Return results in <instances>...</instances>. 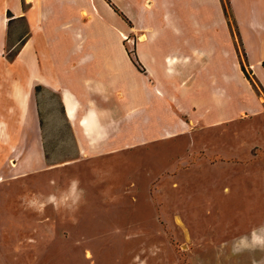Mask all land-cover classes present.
<instances>
[{
  "label": "rangeland",
  "instance_id": "374dc122",
  "mask_svg": "<svg viewBox=\"0 0 264 264\" xmlns=\"http://www.w3.org/2000/svg\"><path fill=\"white\" fill-rule=\"evenodd\" d=\"M220 1L234 49L232 60L225 52V64L234 61L264 100L242 54L229 4ZM141 11L112 8L109 23L88 27L92 39L86 48L111 50V91H122L128 101L108 99L91 106L108 120L106 131L94 121L89 133L80 135L76 121L70 125L67 117L73 111L68 107L66 113L57 92L38 84L30 103L40 121L38 132L32 121L28 139L16 137L15 145L8 146L5 122L0 121V264L264 261V252H231L236 238L264 224V112L208 124L176 115L171 101L160 99L153 107L135 103L141 78L131 64L144 71L137 51L145 35L158 33L141 23ZM81 28L77 48L85 44ZM24 29L15 25L12 35H22ZM19 46L9 39L5 57ZM223 72L234 74L231 66ZM118 76L127 77V88L115 89ZM174 118L181 130L170 124ZM152 122L159 133L143 135ZM73 178L79 179L75 189ZM49 195L57 197L59 210L46 203Z\"/></svg>",
  "mask_w": 264,
  "mask_h": 264
},
{
  "label": "crops",
  "instance_id": "0c3cea01",
  "mask_svg": "<svg viewBox=\"0 0 264 264\" xmlns=\"http://www.w3.org/2000/svg\"><path fill=\"white\" fill-rule=\"evenodd\" d=\"M109 1L121 10H142L141 23L158 32L152 37L145 35L146 42L137 51L144 71L131 64V71L141 78L135 103L153 107L160 99L167 104L171 101L176 115L208 124L264 112L263 98L240 67L234 61L225 64V52L232 60L234 49L220 0ZM241 1L227 0L251 78L264 95V0ZM150 11L152 16H147ZM111 12L108 0H0V121L5 122L8 146L15 145L16 137L28 139L33 123L35 131L39 130L40 121L30 109L35 84L57 92L64 111L67 113L68 107L73 111L72 117H67L70 125L76 121L80 135L89 133L94 121L100 129L107 128L108 120L91 106L103 105L108 99L128 103L122 91L120 95L111 91V50L86 48L92 39L88 27L109 23ZM18 24L25 26L24 32L13 36L12 29ZM81 26L85 44L77 48ZM9 39L20 46L7 58ZM230 66L234 74H224V68ZM126 78L118 76L115 89L127 88ZM158 90L164 92L162 98ZM79 106H85L84 113L77 115ZM170 124L176 130L181 127L176 118ZM156 125L152 122L142 134L159 133ZM252 135L249 132L248 136ZM260 261L251 260L252 264H264Z\"/></svg>",
  "mask_w": 264,
  "mask_h": 264
},
{
  "label": "clouds",
  "instance_id": "9594fccd",
  "mask_svg": "<svg viewBox=\"0 0 264 264\" xmlns=\"http://www.w3.org/2000/svg\"><path fill=\"white\" fill-rule=\"evenodd\" d=\"M78 185L79 179L73 178L71 182L72 188L75 189ZM80 191L82 195L83 190ZM77 199H79V197ZM46 203L52 204L56 210H59V204L55 195H49ZM70 210L74 211L75 209L70 208ZM257 251L264 252V224L251 228L250 231L236 238L231 246L233 255H240L245 252L254 253Z\"/></svg>",
  "mask_w": 264,
  "mask_h": 264
},
{
  "label": "trees",
  "instance_id": "16d2710c",
  "mask_svg": "<svg viewBox=\"0 0 264 264\" xmlns=\"http://www.w3.org/2000/svg\"><path fill=\"white\" fill-rule=\"evenodd\" d=\"M108 3H110V5L112 6V8H114L117 11V8L115 7L114 4H112L109 0H108Z\"/></svg>",
  "mask_w": 264,
  "mask_h": 264
},
{
  "label": "bare ground",
  "instance_id": "6f19581e",
  "mask_svg": "<svg viewBox=\"0 0 264 264\" xmlns=\"http://www.w3.org/2000/svg\"><path fill=\"white\" fill-rule=\"evenodd\" d=\"M140 38L143 39L144 38V35H142Z\"/></svg>",
  "mask_w": 264,
  "mask_h": 264
}]
</instances>
